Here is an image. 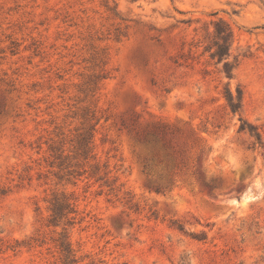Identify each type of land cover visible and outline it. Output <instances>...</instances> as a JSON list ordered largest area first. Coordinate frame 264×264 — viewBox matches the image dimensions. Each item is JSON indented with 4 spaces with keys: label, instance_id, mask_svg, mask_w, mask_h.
Masks as SVG:
<instances>
[{
    "label": "rangeland",
    "instance_id": "374dc122",
    "mask_svg": "<svg viewBox=\"0 0 264 264\" xmlns=\"http://www.w3.org/2000/svg\"><path fill=\"white\" fill-rule=\"evenodd\" d=\"M0 264H264V0H0Z\"/></svg>",
    "mask_w": 264,
    "mask_h": 264
},
{
    "label": "trees",
    "instance_id": "16d2710c",
    "mask_svg": "<svg viewBox=\"0 0 264 264\" xmlns=\"http://www.w3.org/2000/svg\"><path fill=\"white\" fill-rule=\"evenodd\" d=\"M218 25V24H217ZM215 37L216 40L213 43V46L215 47V50L211 53V57H217L218 61H221L225 58V56L228 55V50H229V42H230V31L227 27L220 25V27L216 28L215 30ZM224 69L225 73L227 76L231 75V69L229 68V64L225 62L224 64ZM226 100L228 103V106L231 110V112H237L241 108V100H242V92L241 90L237 89V93L234 96L232 92L228 89L226 90ZM245 126H248L249 130L251 132L254 131V128L252 126H249L246 124V122H243L241 125V129H244ZM148 134H145L143 138H138L137 141L139 143H143L146 145L147 151H148V157H144V168L148 167L150 163L148 160L153 161V165L157 166L159 164H162L164 162V159L161 158V151H164L166 157H170L165 159V164H164V170L167 173L168 179L170 182H174V176L176 175V169L178 168V165L174 159V157L170 156L167 150V146L164 142H162V139H150L147 136ZM254 135L259 139V134L257 132H254ZM86 132L80 133L79 134V139H78V146L79 149L82 150V152L87 151V145L89 141L87 140ZM59 204V203H57ZM53 211H55V207H53ZM56 214V212H55ZM66 255L65 259L68 258L69 250H66ZM73 261V260H72Z\"/></svg>",
    "mask_w": 264,
    "mask_h": 264
}]
</instances>
